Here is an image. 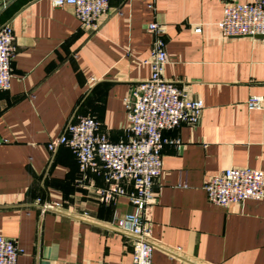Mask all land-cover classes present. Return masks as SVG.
I'll return each mask as SVG.
<instances>
[{
    "label": "crops",
    "instance_id": "crops-1",
    "mask_svg": "<svg viewBox=\"0 0 264 264\" xmlns=\"http://www.w3.org/2000/svg\"><path fill=\"white\" fill-rule=\"evenodd\" d=\"M226 1L248 0H109L93 32L70 6L0 0V27L15 39L10 87L0 91V235L23 250L17 264H131L133 241L104 224L135 206L105 200L101 176L82 174L68 147L47 145L81 117L109 141L127 140L124 100L150 76L151 22L165 31L164 78L204 105L197 126L163 133L178 143L163 147L153 188L151 264H264V197L219 207L205 191L228 168L264 176V41L221 36ZM253 96L261 109L248 108Z\"/></svg>",
    "mask_w": 264,
    "mask_h": 264
},
{
    "label": "built area",
    "instance_id": "built-area-1",
    "mask_svg": "<svg viewBox=\"0 0 264 264\" xmlns=\"http://www.w3.org/2000/svg\"><path fill=\"white\" fill-rule=\"evenodd\" d=\"M54 8L70 6L81 26L89 31L98 29L100 18L109 8V0H50ZM225 39L261 37L264 41V0L245 2L226 1L223 16L218 23ZM153 36L148 79L139 82L125 98L127 112L126 141L111 142L99 132V123L93 117H81L68 123L59 137L48 143L53 153L58 146H65L75 154L79 170L101 176L107 184L100 191L105 200L126 196L135 206L133 213L115 218L104 224L106 230L121 234L133 241L131 264H151L155 244L151 239L149 212L156 198L153 191L162 173V150L167 144H177L163 133L182 124L195 127L199 123L203 102L190 99L174 82L164 78L167 64L164 28L157 22L146 25ZM194 32L201 33L198 26ZM12 29L0 27V91L8 90L12 77V60L15 44ZM262 97L253 96L247 101L250 110L261 109ZM125 185L131 186L127 192ZM263 173L250 168H228L212 176L205 185L207 200L219 207L239 205L247 200L258 201L264 197ZM43 210L65 212L62 205H43ZM78 220L92 219L87 216ZM23 253L14 241L0 235V264H17Z\"/></svg>",
    "mask_w": 264,
    "mask_h": 264
},
{
    "label": "water",
    "instance_id": "water-1",
    "mask_svg": "<svg viewBox=\"0 0 264 264\" xmlns=\"http://www.w3.org/2000/svg\"><path fill=\"white\" fill-rule=\"evenodd\" d=\"M259 38H261V37H259ZM0 142H1V139H0Z\"/></svg>",
    "mask_w": 264,
    "mask_h": 264
}]
</instances>
